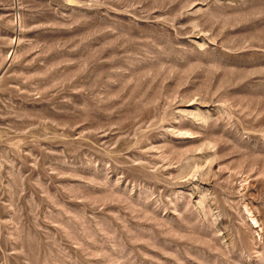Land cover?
Masks as SVG:
<instances>
[{"label":"rangeland","instance_id":"rangeland-1","mask_svg":"<svg viewBox=\"0 0 264 264\" xmlns=\"http://www.w3.org/2000/svg\"><path fill=\"white\" fill-rule=\"evenodd\" d=\"M0 264H264V0H0Z\"/></svg>","mask_w":264,"mask_h":264}]
</instances>
